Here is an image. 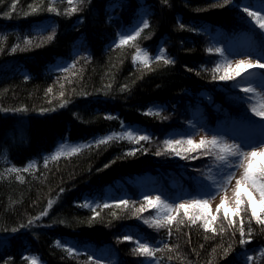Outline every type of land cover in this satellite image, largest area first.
Returning <instances> with one entry per match:
<instances>
[{
	"label": "trees",
	"instance_id": "trees-1",
	"mask_svg": "<svg viewBox=\"0 0 264 264\" xmlns=\"http://www.w3.org/2000/svg\"><path fill=\"white\" fill-rule=\"evenodd\" d=\"M50 2L59 15L48 12ZM37 4L42 10L31 12ZM219 5L223 0H0V264H149L152 258L134 251L137 240L161 249L155 251L156 264H264V225H257L243 206L239 217L226 206L215 214L187 209L190 216L203 211L217 217L208 231L203 217L192 224L185 209L174 207L169 214L175 220L162 229L144 223L160 215L159 209L136 211L147 188L172 201L181 192L198 193L221 168L200 149L189 153L186 143L173 147L199 159L165 152V139L178 133L179 139L189 137L198 117L218 134L251 128L246 117L260 121L250 111L259 108L255 93L247 94L251 104L242 103L239 97L246 94L239 87L212 77L216 63L223 69L226 59L234 62L228 47L240 36L253 37L255 50L264 51V30L242 8L248 5L264 16V0ZM72 8L77 11L68 15ZM143 19L150 27L135 41L113 45L122 31L130 32ZM25 39L31 44L25 45ZM161 47L174 64L153 59ZM137 48L141 52L134 63ZM145 52L148 67L141 63ZM249 81L262 82L249 72L240 84ZM127 130L149 135L150 142L125 138L83 147ZM65 141L82 150L59 149ZM134 148L143 150L125 155ZM158 150L165 154L155 155ZM57 151L61 155L49 158L45 167L44 158ZM30 162L36 167L24 172ZM12 167L20 171H9ZM121 199L129 200L127 208L116 206ZM50 200L48 214L34 220ZM85 201L95 202V219L90 209L79 206ZM105 202L110 206L103 207ZM256 208L259 214L258 203ZM225 211L235 220L232 229ZM241 217L250 240L243 246ZM29 220L34 222L29 225ZM126 235L133 239L123 240ZM69 246L78 251L69 255Z\"/></svg>",
	"mask_w": 264,
	"mask_h": 264
},
{
	"label": "snow or ice",
	"instance_id": "snow-or-ice-1",
	"mask_svg": "<svg viewBox=\"0 0 264 264\" xmlns=\"http://www.w3.org/2000/svg\"><path fill=\"white\" fill-rule=\"evenodd\" d=\"M43 2V0H41ZM69 3L72 2V0H68ZM167 2V0H165ZM235 0H223V5H219L221 7L229 5L230 3H234ZM216 6V5H214ZM15 7V4H13V9ZM31 12L35 13L38 11H41L42 8L39 4L36 6H30ZM243 12L247 14L248 17H251L253 21L258 25V27L261 30H264V16H262L257 11H252L249 9L248 5H243ZM48 12L50 13H56L59 15L60 13L58 10L52 6L51 2L48 7ZM77 11L76 8H72L70 11H68V15H71L73 12ZM27 15V14H26ZM142 25V26H141ZM150 27V23L148 19H143L141 21V24H137L130 32L129 31H122L119 34V42L118 45L116 44V41H113L114 46H124L128 45L130 41H135L137 37L141 35V32H143L144 29H147ZM181 27H184L183 24H181ZM49 41L54 39V35L48 36L47 38ZM25 45L31 44V41L29 39L24 40ZM12 51H16V48H13ZM141 52V49L137 48V55L133 56V62L135 63L136 60L139 59V53ZM209 53H212V49H208ZM223 50L220 48L215 49V53L222 54ZM246 55L252 56L253 53H246ZM153 59L160 61L162 60L165 65L174 64V59L167 58L165 54V49L161 47L158 50V54L153 57ZM149 57L147 52L144 53V59L141 61V63L148 67ZM220 63H216L213 72L217 73V75H213L212 79L218 80V81H231L233 82V87H239V90L243 93H245V96L239 97L240 101L242 103H248L251 104L252 102V96L247 94H253L256 92L257 88H260L261 91H264V87L262 85H253L250 81L247 83V86H242L240 84L241 80H244L246 75L249 74L251 71L256 70H264V51L255 54V58L253 59H237L235 60V63L233 64L232 60L226 59L224 62L223 69ZM64 70H67L66 68ZM257 76H259L262 80V84H264V71H258L256 72ZM127 86L122 87V91L126 90ZM49 92L52 91L51 88L48 89ZM63 95V93H61ZM64 105L62 104L61 107ZM21 109H17L19 111ZM250 111L257 117L260 118L261 121H264V108L261 110H257L255 106H252L250 108ZM146 115L150 113H145ZM157 115L159 113H156ZM106 119H111L113 117L107 116ZM248 119V123L252 124L255 121H252L250 118ZM121 127H123V122L121 124ZM128 139L129 141H133L135 143H139L140 141L144 142H150V136L147 134H138L134 133L130 130L124 131L123 133L117 134L112 133L105 137L97 138L93 141L91 145H84L83 147H92V146H99L101 144L108 143L112 140H122V139ZM67 143V141H65ZM164 146H165V152L174 155L180 159H199L200 155H190V154H181L180 151H177L173 146L174 145H180V144H188L191 146V148L188 150L190 153L191 151H194L196 149L201 150V154L203 156H211L213 157L220 166H222L225 171L223 173V178L221 182L218 184V186L215 188V192L209 193L207 197L203 198H197L188 201L187 203H176L175 201H169L166 198H162L161 195L151 196V195H145L144 196V202L141 204L140 208L136 209L137 212H143L146 210V208H157L160 210V215L153 218L152 222L150 223L149 220L145 219L144 223L148 224L150 227H155L156 229H162L168 226H171L173 221L175 220V217L170 215L169 213L173 210V207H175V210L179 212L180 209H185V216L191 221L192 224H195L197 219H200L201 217L204 218L203 228L208 231L210 230V224L212 221H215L217 219L216 216H209L205 215L203 211L199 215H188L187 209L189 208H198L201 210H206L209 207L208 200L212 196L215 195L216 192H219L221 190H226L230 185L231 182L235 181V186L232 188V198L234 200V215L239 217L241 213V209L243 206V210L246 212H250L251 219L255 220L257 225H264V159L258 160L257 158H264V138H261L259 140H256L254 138H247L242 140L240 143H227L225 140H222L218 134H209L207 136H202L198 143H194L191 136L187 138L182 139H165L164 140ZM62 147V146H61ZM250 149V150H249ZM82 150L81 147L73 146L71 148V153H79ZM141 148H134L130 150L129 152L125 153V155H135L136 152L142 151ZM165 152L162 151H156L155 155L160 156L162 154H165ZM61 155L59 151H57L55 154L51 155L50 157L44 158V165L45 167L48 164L49 158L53 161L57 160L58 157ZM36 162H30L28 166H26L23 171L28 172L29 168H35ZM105 168L109 167V165H105ZM242 169V172L237 176V170ZM11 172H18L20 171L16 167H12L9 169ZM17 179L20 180L21 177L17 176ZM242 189H245L246 191H242ZM61 193L63 192V189L60 190ZM226 196H221V205L224 204L226 200ZM54 201H49L48 206L40 213L39 216L35 217L34 220H40L44 216H46L51 209ZM259 204V214L257 213L256 204ZM129 204V200L127 199H121L116 202V206L119 207L120 205H124L125 208H127ZM84 208H88L93 212L92 219L96 218V208H95V202L93 201H85L83 204L79 205ZM110 205L105 202L103 204V207L107 208ZM220 206H217V212H219ZM224 220L227 221V224L229 226V229H232L235 225V220L229 217V213L227 211L224 212ZM34 221L29 220L28 224L31 225ZM23 227V225H22ZM215 233V229H211ZM239 244L240 245H246L247 243H250V240L245 239V223L243 218L240 219V225H239ZM16 231V229H14ZM225 232V229L223 227L220 228L219 234H223ZM252 228H248V235L251 236ZM169 236H171V230H169ZM123 240H132L133 237L131 236H124L122 238ZM62 242H57V246H60ZM137 247L135 248V252L139 254L142 257H149L152 258L149 261V264H155V251H161L159 247H157L155 250L151 245L148 243H145L143 241L137 240ZM165 249H168L171 251L172 249L170 246L165 243L163 246ZM231 249V245H229L228 248L224 249V255L227 256L229 254V251ZM67 253L69 255H73L75 250L73 247L69 246L66 249ZM88 259L91 261L92 257L89 256ZM248 261H252L253 257L248 256ZM33 264H35V261H33Z\"/></svg>",
	"mask_w": 264,
	"mask_h": 264
},
{
	"label": "rangeland",
	"instance_id": "rangeland-1",
	"mask_svg": "<svg viewBox=\"0 0 264 264\" xmlns=\"http://www.w3.org/2000/svg\"><path fill=\"white\" fill-rule=\"evenodd\" d=\"M264 12V10H263ZM264 15V13H263ZM253 40H251L250 38L246 37V36H242L240 37L237 41L230 43L229 47H228V55L230 58H232L233 60H237V59H253L255 58V54H258L260 52H257L254 50L253 47ZM246 53H253L254 55L249 56L246 55ZM235 60L233 63H235ZM64 67V64L62 65H56L55 69H62ZM260 70H256V71H251L250 73L253 74L255 76V79H260V77L258 76L257 78V74L256 72H258ZM254 86L257 85L255 83H252ZM258 85H262V87H264V84H258ZM247 86V84H246ZM256 97H257V103L259 108L257 110H261L262 108H264V91H261L260 88L256 89ZM258 119V118H257ZM260 123L255 124L254 127L252 128H248L246 130H236L230 134H218V133H214V131H210L209 129H206L203 125H202V118L198 117L195 119V121H192L188 130V136H191V138H193V140H200V138L202 136H207L209 134H218L219 137L222 140H225L227 143H240L242 140L247 139V138H254L256 140H259L261 138H264V121H259ZM138 134H141V132H138ZM181 137V134H174L172 136V138L174 139H179ZM62 146V147H61ZM73 144H69V143H62L59 145V149L61 150H65L67 148L72 147ZM250 150V149H249ZM258 160L260 159H264V158H257ZM225 169L221 166V168L218 169V174L217 176L213 179L212 182H207L206 185L204 186V188L202 190H200L198 193L196 194H190V195H186V193L181 192L179 194H177L175 199H172V201H190L193 199H197V198H203V197H207L209 193L215 192V188L218 186V184L221 182L222 178H223V173H224ZM240 172H242V169H238L237 170V176L240 174ZM235 186V181L233 180L231 182V185L226 189V190H221L219 192H216L214 196H212L211 198H209L208 203H209V207H208V211H210L212 214L217 212V206H220V209H225L224 206L229 207V209H231L230 214H233L234 211V200L232 198V188ZM244 191H246L245 189H242ZM147 195H151V196H156V195H160L158 193L157 190L152 189V188H147L146 192ZM221 196H226V200L224 202L223 205H221ZM174 209V207H173ZM156 264V263H155Z\"/></svg>",
	"mask_w": 264,
	"mask_h": 264
}]
</instances>
